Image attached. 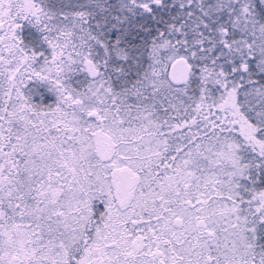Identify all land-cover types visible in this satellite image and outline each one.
Listing matches in <instances>:
<instances>
[{"label":"snow or ice","instance_id":"6c2138e0","mask_svg":"<svg viewBox=\"0 0 264 264\" xmlns=\"http://www.w3.org/2000/svg\"><path fill=\"white\" fill-rule=\"evenodd\" d=\"M0 264H264V0H0Z\"/></svg>","mask_w":264,"mask_h":264},{"label":"rangeland","instance_id":"374dc122","mask_svg":"<svg viewBox=\"0 0 264 264\" xmlns=\"http://www.w3.org/2000/svg\"><path fill=\"white\" fill-rule=\"evenodd\" d=\"M45 96H46V100H47L48 104H54L55 103V98L51 94L45 93ZM36 102L37 103L40 102L38 98H37ZM173 135H175V134H173ZM177 143H183V142L182 141H177Z\"/></svg>","mask_w":264,"mask_h":264},{"label":"trees","instance_id":"16d2710c","mask_svg":"<svg viewBox=\"0 0 264 264\" xmlns=\"http://www.w3.org/2000/svg\"><path fill=\"white\" fill-rule=\"evenodd\" d=\"M145 61H146V58H145ZM147 65V61L145 62V66ZM239 101L242 103L243 102V96L239 97ZM100 209L101 210H104V206L103 205H100Z\"/></svg>","mask_w":264,"mask_h":264},{"label":"water","instance_id":"95a60500","mask_svg":"<svg viewBox=\"0 0 264 264\" xmlns=\"http://www.w3.org/2000/svg\"><path fill=\"white\" fill-rule=\"evenodd\" d=\"M171 71H172L171 68H169V69H168V73L170 74ZM177 72H179V66H178V68H177Z\"/></svg>","mask_w":264,"mask_h":264}]
</instances>
